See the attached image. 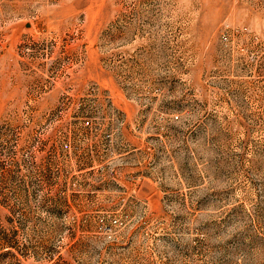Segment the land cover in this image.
Masks as SVG:
<instances>
[{"label":"rangeland","instance_id":"1","mask_svg":"<svg viewBox=\"0 0 264 264\" xmlns=\"http://www.w3.org/2000/svg\"><path fill=\"white\" fill-rule=\"evenodd\" d=\"M0 264H264V0H0Z\"/></svg>","mask_w":264,"mask_h":264},{"label":"built area","instance_id":"2","mask_svg":"<svg viewBox=\"0 0 264 264\" xmlns=\"http://www.w3.org/2000/svg\"><path fill=\"white\" fill-rule=\"evenodd\" d=\"M227 37L225 36V39H226ZM228 39V38H227Z\"/></svg>","mask_w":264,"mask_h":264}]
</instances>
